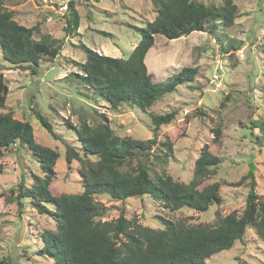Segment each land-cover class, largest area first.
<instances>
[{"label":"rangeland","instance_id":"1","mask_svg":"<svg viewBox=\"0 0 264 264\" xmlns=\"http://www.w3.org/2000/svg\"><path fill=\"white\" fill-rule=\"evenodd\" d=\"M61 0H3V7L14 14V20L27 28L38 26L43 34L66 39L61 55L54 61L45 59L39 68H20L8 63L0 49V73L9 88L3 113L12 112L21 121H29L36 143L60 155L50 185L53 196L78 194L83 191L80 163L68 165L66 147L80 148L68 122L96 126L107 117L116 135L137 140L153 138V115L176 113L170 125L158 132V143L150 167L159 174L189 183L195 162L208 145L210 152L222 159L215 175L206 179L200 189L221 184L220 205L206 212L181 209L171 212L163 202L145 195L116 201L108 196L96 200L107 209L102 221H115L122 214L136 217L140 224L163 228V220H188L191 224H209L216 215L241 214L250 190L247 176L256 167V192L264 197V143L253 122L260 120L264 129V0H237L234 26L216 25L215 34L194 32L188 37L168 40L156 36L146 65L156 82H175L174 76L185 68L197 70L195 80L178 85L174 93L161 98L152 108L142 111L127 104L114 108L98 98L74 74H82L79 64L86 60L83 46L100 54L128 59L140 41L136 27L142 28L156 19L152 0H73L80 16L78 31L67 37L66 19L57 14ZM206 4L221 0H200ZM210 25H208V28ZM35 111L52 125L53 137L35 116ZM222 131L214 141V130ZM263 132H261L262 134ZM169 139L173 154L164 156L161 144ZM82 154V153H81ZM0 174V260L12 264H48L40 256L43 231L55 225L49 216H41L31 199H20V184L30 188L35 176L44 177L32 153L19 144L4 152ZM136 166V161L132 162ZM22 202V206L20 205ZM204 264H264V242L249 228L241 242L205 260Z\"/></svg>","mask_w":264,"mask_h":264},{"label":"trees","instance_id":"2","mask_svg":"<svg viewBox=\"0 0 264 264\" xmlns=\"http://www.w3.org/2000/svg\"><path fill=\"white\" fill-rule=\"evenodd\" d=\"M2 2L0 0V49L4 59L15 67H30L33 73L43 60L54 62L61 55L66 39L49 34L36 39L38 26L27 28L18 24L13 12L4 8ZM152 4L156 19L147 22L145 27H136L141 38L128 59L109 57L83 46L86 60L79 64L82 74L74 75L114 108L127 104L146 111L164 96L174 93L178 85L195 80L197 70L185 68L174 76V83L154 81L146 57L154 47L156 36L178 40L194 32L213 35L218 24L233 27L238 12L237 0L210 4L200 0H152ZM79 24L80 16L72 1L64 28L67 37L78 31ZM8 95V85L0 73V174L4 170L1 162L4 152L17 144L27 148L40 164L44 177L35 176L30 188L22 180L18 199H31L38 213L49 216L55 224L51 230L43 231L39 251L41 257L49 260L48 264H204L205 260L243 241L249 228L264 242V197L256 192L254 165L242 179L250 178L251 185L241 214L236 211L227 216L217 214L216 220L209 224H191L185 219L163 220V228L159 229L143 226L136 217L128 220L123 214L115 221H102L108 209L96 200L98 196L124 201L148 195L163 202L171 212L185 208L206 212L221 204L220 183L200 189L222 164V159L212 154L208 145L196 160L189 183L151 169L150 159L159 145L158 132L162 126L173 123L175 112L153 115L154 135L146 141L116 135L107 117L96 126L86 121L80 126L68 122L80 148L67 146L65 159L68 165L74 161L80 163L83 191L53 196L49 188L60 155L36 143L29 121L1 111L5 109ZM34 114L42 127L57 137L48 120L37 111ZM262 126L260 120L253 122V127L259 131L257 139L264 143ZM214 134V141L219 142L221 129H215ZM161 146L164 156L169 158L173 154L172 142L166 139ZM133 161H136L134 167ZM0 264L12 263L3 259Z\"/></svg>","mask_w":264,"mask_h":264},{"label":"built area","instance_id":"3","mask_svg":"<svg viewBox=\"0 0 264 264\" xmlns=\"http://www.w3.org/2000/svg\"><path fill=\"white\" fill-rule=\"evenodd\" d=\"M73 0H61L59 5H58V8H57V14L61 17V18H64L66 19V16L70 10V3L72 2ZM82 2H89V1H93V0H80Z\"/></svg>","mask_w":264,"mask_h":264}]
</instances>
